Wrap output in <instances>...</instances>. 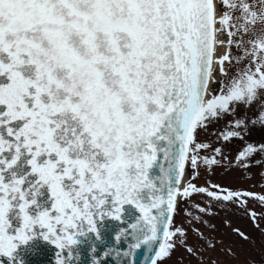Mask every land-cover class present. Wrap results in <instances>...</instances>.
I'll return each mask as SVG.
<instances>
[{
	"label": "snow or ice",
	"instance_id": "obj_1",
	"mask_svg": "<svg viewBox=\"0 0 264 264\" xmlns=\"http://www.w3.org/2000/svg\"><path fill=\"white\" fill-rule=\"evenodd\" d=\"M239 251L264 264V0H0V264Z\"/></svg>",
	"mask_w": 264,
	"mask_h": 264
},
{
	"label": "rangeland",
	"instance_id": "obj_2",
	"mask_svg": "<svg viewBox=\"0 0 264 264\" xmlns=\"http://www.w3.org/2000/svg\"><path fill=\"white\" fill-rule=\"evenodd\" d=\"M257 138H259L258 135H257ZM253 171L255 172L256 170L253 169ZM213 179L214 180H219V179H221V177L217 176V177H213ZM253 179L254 180H258L259 177L256 176ZM197 182L198 183H202L203 181L201 180V181H197ZM224 182L225 183H231L233 186H236V185L249 186L253 181H241V180L234 179V178H232L230 176L228 178H225ZM252 190L260 191V188L256 187V188H254ZM257 210H259L258 206H257ZM223 218H224V214L221 213L220 216L215 217L213 219V222L217 224V227H218L220 233H227L228 229L223 224ZM230 218L233 220L234 224H238L242 229H244V230L248 231L249 233H251L253 235V238L257 241V245H259L260 236L255 231V229L253 228L252 224L246 218L239 217V216L232 215V214H230ZM229 238L230 237H226V242H227V239H229ZM232 239H234V238H232ZM213 255L214 256H220V254L218 252L217 253H213ZM220 258L222 260L224 259L223 256H220ZM246 259H247V254L245 252H243V251H239L238 256L235 259L231 260L230 264H245ZM193 264H195V262H193Z\"/></svg>",
	"mask_w": 264,
	"mask_h": 264
},
{
	"label": "water",
	"instance_id": "obj_3",
	"mask_svg": "<svg viewBox=\"0 0 264 264\" xmlns=\"http://www.w3.org/2000/svg\"><path fill=\"white\" fill-rule=\"evenodd\" d=\"M142 258H143L142 256L139 257V259H142Z\"/></svg>",
	"mask_w": 264,
	"mask_h": 264
}]
</instances>
